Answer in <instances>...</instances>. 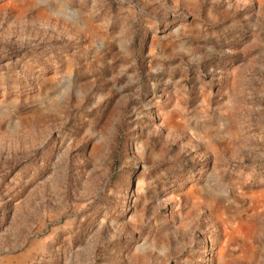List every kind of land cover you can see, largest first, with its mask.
Masks as SVG:
<instances>
[{
  "label": "rangeland",
  "instance_id": "374dc122",
  "mask_svg": "<svg viewBox=\"0 0 264 264\" xmlns=\"http://www.w3.org/2000/svg\"><path fill=\"white\" fill-rule=\"evenodd\" d=\"M0 264H264V0H0Z\"/></svg>",
  "mask_w": 264,
  "mask_h": 264
}]
</instances>
